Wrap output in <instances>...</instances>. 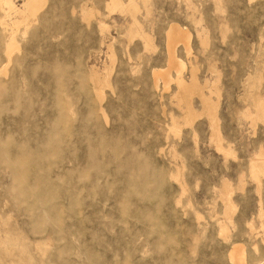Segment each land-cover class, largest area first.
Segmentation results:
<instances>
[{
    "label": "rangeland",
    "instance_id": "obj_1",
    "mask_svg": "<svg viewBox=\"0 0 264 264\" xmlns=\"http://www.w3.org/2000/svg\"><path fill=\"white\" fill-rule=\"evenodd\" d=\"M8 2L25 10L0 0V264H264V0H40L19 29ZM172 26L193 124L177 70L154 80Z\"/></svg>",
    "mask_w": 264,
    "mask_h": 264
},
{
    "label": "bare ground",
    "instance_id": "obj_2",
    "mask_svg": "<svg viewBox=\"0 0 264 264\" xmlns=\"http://www.w3.org/2000/svg\"><path fill=\"white\" fill-rule=\"evenodd\" d=\"M7 4L9 5V14L14 13L18 17V20L16 22V29H19V25L21 23L27 22L28 18H30L28 15H30V14L33 15L35 12H37L36 9H37L38 5L40 4V0H25V10L24 11L18 10V8L14 4H11L10 2H8ZM15 38H16L15 35H13L10 38V40L6 43V46H5L6 47V51H5L6 61L2 67L3 73L5 75H7V73H8V69L10 68L9 66L15 61L16 50L19 47L15 43L16 42ZM177 41L185 42L186 47H188V49H189L190 39H189L188 35H186L184 32H182L179 27L172 26L169 33H168V42H169V46H170V51H169V53H170V55H169V57H170L169 58V66L170 67L166 71H160V72L155 71L153 75H154L156 87H157V83H158V81H160V79H163L164 83H167V86H168L169 83H171V81H173V79L171 77V73H170L171 70L172 69L177 70L178 78H177L176 82L179 86V92H178L179 101L185 103L186 111H187V116H186L187 120L190 121L189 122L190 124H193V121H191L192 117H193L192 116V114H193L192 113V107H191L192 102L190 104L189 96L191 93H197V94L201 95V89L202 88L200 89L197 86V84L195 83L196 78H195L194 74L190 78V81H189L190 83L187 82L184 77H182V73L185 69V65L176 59V57H175L176 55L174 53L175 50L173 52V48H175L177 46V44L175 45V43ZM174 45H175V47H174ZM187 51H189V50H187ZM0 72L2 73V71H0ZM109 75H110L109 66L106 65L102 71L93 67L92 74L90 76V80L92 82L93 91H94V94L97 96L98 102H101L104 98L102 87L107 85L108 80H109ZM155 89H157V88H155ZM202 93H203V91H202ZM203 99H204V102H203L204 105L209 107L210 106L209 100H206L205 98H203ZM255 104L257 105V107H259V111L261 110V115L259 114L260 117H263V112H264V105L263 104H264V102H262V100L256 99ZM99 110L101 113H104L103 107L100 106ZM216 113L217 112H213V115H211L212 116L211 120H212L213 129H214V137L213 138L215 139V143L218 144L217 145L218 149H220L221 146H220L219 136H218V128H219L218 122L219 121L217 119ZM258 118H259V116H258ZM174 121H176V120H174ZM188 121H187V123H188ZM176 126H177V124H176ZM176 126L174 124V127H176ZM258 161L256 162V164L253 168L255 170L254 171L255 174L259 176L260 173H264V160L263 161L258 160ZM180 171L181 170L178 169L177 176H175L177 181L180 179L179 178L180 173H181ZM183 191L185 192V190H183ZM230 259H231V261L235 262L236 264H247L246 260H245L244 251L240 248L235 249V251L233 253H231Z\"/></svg>",
    "mask_w": 264,
    "mask_h": 264
}]
</instances>
